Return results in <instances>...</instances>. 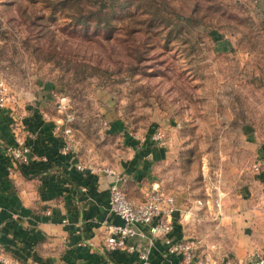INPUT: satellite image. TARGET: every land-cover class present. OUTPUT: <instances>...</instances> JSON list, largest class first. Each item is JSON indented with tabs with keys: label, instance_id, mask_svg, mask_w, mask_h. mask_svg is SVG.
Returning a JSON list of instances; mask_svg holds the SVG:
<instances>
[{
	"label": "rangeland",
	"instance_id": "obj_1",
	"mask_svg": "<svg viewBox=\"0 0 264 264\" xmlns=\"http://www.w3.org/2000/svg\"><path fill=\"white\" fill-rule=\"evenodd\" d=\"M141 3L140 19L155 14L166 26L84 41L45 0H0L6 103L22 109L44 98L57 117V96L66 97L58 117L85 165L120 161L112 119L142 137L162 130L149 180L185 209L202 199L206 220L215 198L234 203L264 144V0Z\"/></svg>",
	"mask_w": 264,
	"mask_h": 264
},
{
	"label": "crops",
	"instance_id": "obj_2",
	"mask_svg": "<svg viewBox=\"0 0 264 264\" xmlns=\"http://www.w3.org/2000/svg\"><path fill=\"white\" fill-rule=\"evenodd\" d=\"M42 100L22 109L9 103L0 107V254L9 260L6 264H138L135 253L104 246L106 225L120 220L109 207L112 176L102 168L121 173L126 196L140 202L152 186L160 187L149 180V171L162 158L165 142L155 143L151 132L142 137L121 119H112L106 128L121 139L120 161L102 167L82 164L64 132L66 124L58 122L61 111L55 106L57 117L50 114ZM19 140L36 158L10 169L4 147ZM65 145H70L66 151ZM221 198H215L219 207L213 202L209 217L198 223L183 218L185 208L176 200L174 237H203L233 264H264V144L256 153L251 180L234 203ZM149 264L182 261L167 254L157 238Z\"/></svg>",
	"mask_w": 264,
	"mask_h": 264
},
{
	"label": "built area",
	"instance_id": "obj_3",
	"mask_svg": "<svg viewBox=\"0 0 264 264\" xmlns=\"http://www.w3.org/2000/svg\"><path fill=\"white\" fill-rule=\"evenodd\" d=\"M56 108L58 111L65 109L66 97L57 96ZM7 100L6 86L0 81V107ZM63 122L58 120V122ZM65 134L70 128L65 127ZM150 138L155 143H162L165 133L160 129L151 132ZM70 145H65L63 150H68ZM4 152L10 161V169H18L28 165L36 157L31 147L20 141L15 145H7ZM103 172L112 176L109 185V207L120 220L118 223L107 224V235L104 246L107 250H120L137 255L138 264H149L150 252L154 241L160 238L164 250L169 255H179L182 264H233L227 254L219 252L217 244L207 242L203 237L189 235L176 238L173 235L175 228L174 213L177 210L175 196L161 189L158 185L152 186L144 199L135 202L129 199L124 192L125 177L112 167H103ZM214 204L219 207L218 199ZM205 202L197 199L194 204L186 208L183 218L200 221L201 210ZM9 260L0 254V263Z\"/></svg>",
	"mask_w": 264,
	"mask_h": 264
},
{
	"label": "trees",
	"instance_id": "obj_4",
	"mask_svg": "<svg viewBox=\"0 0 264 264\" xmlns=\"http://www.w3.org/2000/svg\"><path fill=\"white\" fill-rule=\"evenodd\" d=\"M45 1L53 11L63 13L64 19L68 22L67 26L70 27L69 33L77 32L84 41H98L97 38L100 36L108 40L112 34L126 26L132 27L129 34L139 32L144 24L154 32L159 30V26H166L162 18L155 14L148 13L150 16L140 19L138 12L142 6L141 0Z\"/></svg>",
	"mask_w": 264,
	"mask_h": 264
}]
</instances>
